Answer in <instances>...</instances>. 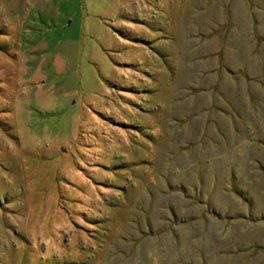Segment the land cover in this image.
Instances as JSON below:
<instances>
[{
	"label": "rangeland",
	"instance_id": "obj_1",
	"mask_svg": "<svg viewBox=\"0 0 264 264\" xmlns=\"http://www.w3.org/2000/svg\"><path fill=\"white\" fill-rule=\"evenodd\" d=\"M0 264H264V0H0Z\"/></svg>",
	"mask_w": 264,
	"mask_h": 264
}]
</instances>
